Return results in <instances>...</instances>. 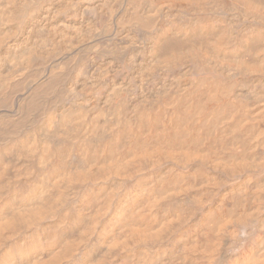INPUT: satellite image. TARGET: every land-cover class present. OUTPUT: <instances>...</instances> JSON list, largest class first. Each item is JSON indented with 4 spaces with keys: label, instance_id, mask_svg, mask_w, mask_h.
Masks as SVG:
<instances>
[{
    "label": "bare ground",
    "instance_id": "1",
    "mask_svg": "<svg viewBox=\"0 0 264 264\" xmlns=\"http://www.w3.org/2000/svg\"><path fill=\"white\" fill-rule=\"evenodd\" d=\"M0 264H264V0H0Z\"/></svg>",
    "mask_w": 264,
    "mask_h": 264
}]
</instances>
